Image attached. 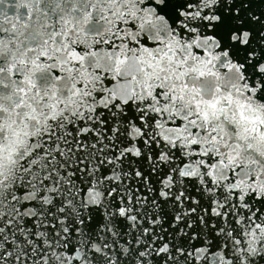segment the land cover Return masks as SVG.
Returning <instances> with one entry per match:
<instances>
[{"label":"snow or ice","instance_id":"1","mask_svg":"<svg viewBox=\"0 0 264 264\" xmlns=\"http://www.w3.org/2000/svg\"><path fill=\"white\" fill-rule=\"evenodd\" d=\"M0 264H264V0H0Z\"/></svg>","mask_w":264,"mask_h":264}]
</instances>
